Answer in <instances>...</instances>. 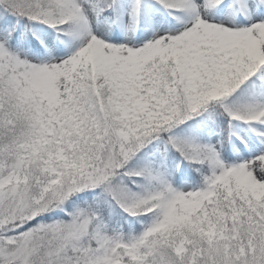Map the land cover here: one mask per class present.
Wrapping results in <instances>:
<instances>
[{"label": "snow or ice", "instance_id": "obj_1", "mask_svg": "<svg viewBox=\"0 0 264 264\" xmlns=\"http://www.w3.org/2000/svg\"><path fill=\"white\" fill-rule=\"evenodd\" d=\"M0 264H264V0H0Z\"/></svg>", "mask_w": 264, "mask_h": 264}]
</instances>
